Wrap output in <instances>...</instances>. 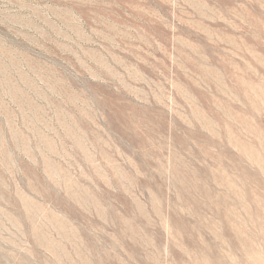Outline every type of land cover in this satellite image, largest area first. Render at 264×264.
<instances>
[{
	"label": "rangeland",
	"instance_id": "374dc122",
	"mask_svg": "<svg viewBox=\"0 0 264 264\" xmlns=\"http://www.w3.org/2000/svg\"><path fill=\"white\" fill-rule=\"evenodd\" d=\"M0 264H264V0H0Z\"/></svg>",
	"mask_w": 264,
	"mask_h": 264
}]
</instances>
